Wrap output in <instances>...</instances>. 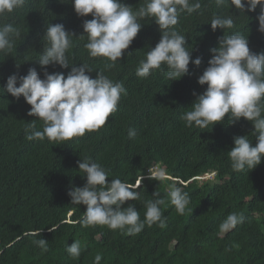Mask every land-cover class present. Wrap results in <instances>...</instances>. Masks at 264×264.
Returning a JSON list of instances; mask_svg holds the SVG:
<instances>
[{
	"label": "trees",
	"instance_id": "trees-1",
	"mask_svg": "<svg viewBox=\"0 0 264 264\" xmlns=\"http://www.w3.org/2000/svg\"><path fill=\"white\" fill-rule=\"evenodd\" d=\"M121 2L138 11L147 0ZM199 2L197 11L180 12L174 29L185 36L192 59L200 57L201 64L190 61L188 73L175 80L167 78L166 65L147 78L136 75L140 61L161 39L154 19L141 20L142 28L124 55L115 67L105 68L111 62L90 57L84 47L88 37L83 22L92 15L78 16L72 0H27L23 7L0 15V25L21 30L11 53L0 52V264H94L97 254L102 256L99 264H264V157L254 169L236 172L228 156L234 137L247 136L255 146L252 122L241 117L230 123L226 114L223 122L200 129L186 127L180 118L207 88L197 80L221 37L243 34L252 52H264V33L258 31L261 9L248 11L246 5L241 12L230 2ZM215 15L232 17L235 26L213 31L210 21ZM57 23L74 34L69 62L86 63L93 69L87 73L91 78L100 71L114 83L123 82L127 95H121L117 111L98 130L63 142L30 141L25 128L34 123L36 130H42L43 121L28 115L31 105L23 96L17 99L8 93L6 82L10 75H27L31 68L44 78L38 61L47 46L43 37L48 25ZM44 67L67 77L72 65ZM130 128L136 131L134 138L128 136ZM85 157L106 169L109 182L114 178L132 185L141 181L135 189L140 198L122 205L132 204L141 220L147 201L163 199L165 225H145L136 235L102 225L82 227L79 221L87 206L72 203L68 192L86 184V175L78 167ZM154 166L164 168V180L149 178ZM210 172L213 181L199 180ZM172 186L190 196L183 215L171 204ZM230 213L242 214L244 221L222 233L219 225ZM40 239L47 240V251L35 243ZM74 241L82 248L75 259L67 251Z\"/></svg>",
	"mask_w": 264,
	"mask_h": 264
},
{
	"label": "clouds",
	"instance_id": "clouds-1",
	"mask_svg": "<svg viewBox=\"0 0 264 264\" xmlns=\"http://www.w3.org/2000/svg\"><path fill=\"white\" fill-rule=\"evenodd\" d=\"M26 2L0 0V15L11 13L23 7ZM72 2L78 16L92 15V19L83 22V30L88 37L84 47L90 57L107 58L111 63L106 64L105 68L115 67L118 58L124 55V50L129 48L138 35L142 28L140 21L145 18L154 19L162 35L156 46L146 53V59L140 61L136 69L138 77L147 78L155 70L163 71L162 65H166L169 69L167 78L175 80L188 73L190 61L196 66L201 64L200 57L192 59L185 36L174 29L179 22L180 12L191 14L201 8L199 0L195 3L190 0H147L138 11H133L131 6L121 0ZM229 2L241 12H244L246 5L248 11H254L260 6L258 31L264 33V0H246V4L245 0H215L217 5ZM210 22L213 31L218 27L232 29L235 26L232 17L215 15ZM72 36L74 34L66 31L63 24H49L43 37L47 46H44L38 59L44 78L35 68L29 69L27 75L14 73L7 78L6 91L17 99L23 96L31 105L28 115L43 121L42 130H36L34 123L25 128L26 139L30 141H43L47 138L49 141L63 142L98 130L117 111L121 95H127L123 82L114 83L100 71L95 78H91L87 73L93 69L86 63L76 66L69 62L67 52L72 47ZM80 36L82 38L83 34ZM18 39H21L19 28L11 24L0 25V52L10 54L14 41ZM210 52L213 55L208 61L209 66L197 80L200 85L207 84V88L196 96L191 110L183 113L180 118L186 127L200 129H208L216 122H223L226 114L230 123H235L241 117L251 121L257 143L253 146L247 136L234 137V147L228 151V156L234 171L254 169L264 157V52H252L247 37L240 33L224 35L219 39L218 47L210 49ZM48 65L72 67L65 77L61 72L49 73L47 67H44ZM128 136L134 138L135 129L130 128ZM78 167L86 175V184L73 187L68 195L72 203L87 206L79 221L82 227L102 225L136 235L145 225H165L161 210V205L165 203L163 199L147 201L143 220L132 204L122 207L126 201L140 198L135 189L140 187L141 181L132 185L114 178L109 182L106 169L90 157L78 161ZM149 178L162 181L166 173L163 170L149 172ZM153 195L159 197L160 194L155 192ZM168 195L176 211L183 215L190 203L189 194L180 187L172 186ZM243 221L242 214L230 213L219 225L220 232L227 233ZM49 230L55 231V228ZM35 243L47 251V240L40 239ZM67 251L72 258H79L82 252L80 242L74 241ZM101 259L102 256L97 254L94 264H99Z\"/></svg>",
	"mask_w": 264,
	"mask_h": 264
},
{
	"label": "rangeland",
	"instance_id": "rangeland-1",
	"mask_svg": "<svg viewBox=\"0 0 264 264\" xmlns=\"http://www.w3.org/2000/svg\"><path fill=\"white\" fill-rule=\"evenodd\" d=\"M160 170L164 171V168L161 166H154L153 168H151L150 172H157ZM214 179L215 177L213 173L204 174V177L199 178L200 181H207V182L213 181Z\"/></svg>",
	"mask_w": 264,
	"mask_h": 264
}]
</instances>
